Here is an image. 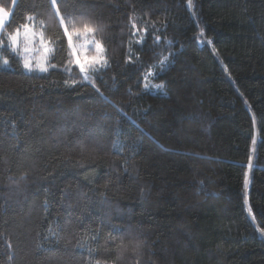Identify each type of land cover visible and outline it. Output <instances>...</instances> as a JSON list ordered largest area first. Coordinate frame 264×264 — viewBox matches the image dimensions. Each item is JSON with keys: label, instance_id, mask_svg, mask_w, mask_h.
I'll list each match as a JSON object with an SVG mask.
<instances>
[{"label": "trees", "instance_id": "obj_1", "mask_svg": "<svg viewBox=\"0 0 264 264\" xmlns=\"http://www.w3.org/2000/svg\"><path fill=\"white\" fill-rule=\"evenodd\" d=\"M0 2L5 43L28 15L63 38L48 0ZM64 2L103 28L107 100L63 87L66 41L50 74L0 47V264H111V225L140 264H264V0Z\"/></svg>", "mask_w": 264, "mask_h": 264}, {"label": "snow or ice", "instance_id": "obj_2", "mask_svg": "<svg viewBox=\"0 0 264 264\" xmlns=\"http://www.w3.org/2000/svg\"><path fill=\"white\" fill-rule=\"evenodd\" d=\"M16 0H12V5H15ZM48 7L52 10V17L54 20L58 19L59 27L63 31V38H54L49 39L46 37L45 32L35 31L29 27L28 23H23L21 27L24 29L23 38L25 42V47L23 52H19L20 49V29L13 33L7 34V43L4 40L0 39V47L8 48L13 54L22 55V67L28 72L38 71L40 73L50 74L51 69H56L57 64L52 63V60H55L57 54H63L65 52V41H66V55L67 59L65 60V66L62 71L69 74L73 73L78 69V75L81 77L80 80L74 78H68L63 81V87L69 90H75L77 87L90 86L91 89L100 96L101 99L107 100V97H104L100 92V89L97 87V80L102 81L103 77L101 73L108 70L111 66L110 61L107 57L106 50L104 45L96 40L95 33L97 31H103V28L94 27L91 21L78 18L75 15L77 9L74 5H70L64 0H48ZM194 8L195 5L193 4ZM71 8V11H69ZM13 14V7L5 3L0 2V30L4 29L10 17ZM198 16V14H197ZM25 19L29 22L33 20L32 15H28ZM43 23V22H41ZM134 27V25H133ZM92 36L93 39L89 40L88 37ZM83 38V43L77 44V39ZM156 40H159L160 37H156ZM208 43H212L211 40ZM95 45L94 52H89L88 45ZM35 45V47H32ZM32 51L40 52V56L34 59H29L27 53ZM131 51V48H129ZM9 61L6 59L4 61L7 64ZM95 77L96 79H93ZM55 83V82H53ZM158 88H163L164 85H157ZM43 88V86H41ZM110 102V101H109ZM80 154L83 155L85 152H89L88 143L85 142L79 145ZM95 151V149H91ZM251 161V157H249ZM67 162V161H65ZM81 167L84 165L81 163ZM127 171V169H125ZM26 179L25 174H21L20 180ZM13 183H18V181H13ZM245 184L247 185V175L245 176ZM247 202V201H246ZM43 206L47 211L49 207V199L45 198ZM101 229L94 230L95 234L88 236L87 234H76V244L79 247L88 246L91 243H96L100 239ZM121 231L120 227L117 225H111L110 231L105 237L104 241V252L106 255H114V259L111 264H119L125 257V254L129 251L136 255V264H140V258L143 255V248L146 246L145 241L140 239L138 236L133 235L131 229H128L129 238L125 242L124 237L114 236L113 232ZM264 234V230H261ZM48 234L55 237L56 233L50 227ZM119 239V243L117 240ZM70 242V241H69ZM112 245L111 248L108 246ZM39 247V245H38ZM97 250L89 249L90 256L93 255ZM95 264H102L101 261H95ZM104 264H108V261L105 260Z\"/></svg>", "mask_w": 264, "mask_h": 264}, {"label": "rangeland", "instance_id": "obj_3", "mask_svg": "<svg viewBox=\"0 0 264 264\" xmlns=\"http://www.w3.org/2000/svg\"><path fill=\"white\" fill-rule=\"evenodd\" d=\"M26 23H28V24H29V27L32 28L33 30H35V31H42V30H41V25H40V23H39L37 20H35L34 17H33V20H32L31 22H29V21L26 20ZM3 31H4V29L0 30V36H1V34L3 33ZM20 33H21V36H20V49H19V52L22 53V52H23V48L25 47V42H24V38H23L24 29H23L22 27H20ZM88 39L91 40V39H93V37H92V36H89ZM76 42H77V44H78V46H79V44L83 43V38H79V39H77ZM32 47H35V45H33ZM88 48H89V52H90V53H91V52H94V50H95V45H93V44H89V45H88ZM16 55L19 57L20 62H21V64H22V59H23L22 55H18V54H16ZM25 55H27L28 58H29V59H32L33 62H34V59H35L36 57H39V56H40V52H38V51H32V52H29V53H27V54H25ZM24 70H25V69H24ZM77 70H78V69H77ZM25 71H27V70H25ZM27 72H28V71H27ZM33 72H38V71H33Z\"/></svg>", "mask_w": 264, "mask_h": 264}, {"label": "water", "instance_id": "obj_4", "mask_svg": "<svg viewBox=\"0 0 264 264\" xmlns=\"http://www.w3.org/2000/svg\"><path fill=\"white\" fill-rule=\"evenodd\" d=\"M190 7V3H188V8Z\"/></svg>", "mask_w": 264, "mask_h": 264}]
</instances>
